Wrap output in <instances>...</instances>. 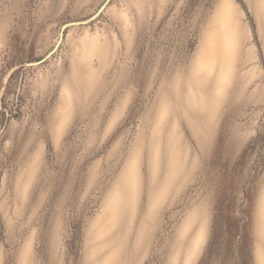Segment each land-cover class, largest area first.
Here are the masks:
<instances>
[{"label": "rangeland", "instance_id": "1", "mask_svg": "<svg viewBox=\"0 0 264 264\" xmlns=\"http://www.w3.org/2000/svg\"><path fill=\"white\" fill-rule=\"evenodd\" d=\"M103 1L0 0V264H264V0H144L131 35L110 0L88 94L64 42L25 65Z\"/></svg>", "mask_w": 264, "mask_h": 264}, {"label": "crops", "instance_id": "2", "mask_svg": "<svg viewBox=\"0 0 264 264\" xmlns=\"http://www.w3.org/2000/svg\"><path fill=\"white\" fill-rule=\"evenodd\" d=\"M111 6L110 25L121 35H131L129 20L135 11L136 4H144V0H116ZM91 22V21H90ZM87 24V23H86ZM82 25V24H81ZM81 25H78L79 27ZM112 29L105 31L97 23L85 25L81 30L67 32L63 40V56L67 61L68 71L64 73L68 79L69 89L78 94H88L94 90L96 80L87 76L96 69L109 66L113 60L114 33ZM108 39V40H106ZM108 44L107 49L105 44ZM44 84H48L47 81ZM72 85V86H71Z\"/></svg>", "mask_w": 264, "mask_h": 264}, {"label": "water", "instance_id": "3", "mask_svg": "<svg viewBox=\"0 0 264 264\" xmlns=\"http://www.w3.org/2000/svg\"><path fill=\"white\" fill-rule=\"evenodd\" d=\"M109 2H110V0H104L102 2V4L97 8V10L91 16H89L86 19L73 20V21L63 23L59 29L58 39H57L56 43L54 44V46L52 47V49L48 53H46L42 58L35 60V61L26 62L25 65H28V66L29 65H38V64L44 62L59 48L60 44L63 42L64 37H65V30L67 29V27L72 26V25L86 24V23L92 21L97 16H99V14L106 8V6L109 4Z\"/></svg>", "mask_w": 264, "mask_h": 264}]
</instances>
